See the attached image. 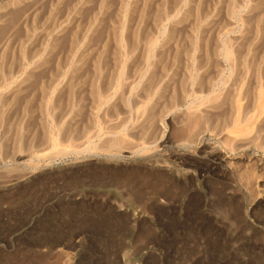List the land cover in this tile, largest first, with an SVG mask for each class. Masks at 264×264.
I'll list each match as a JSON object with an SVG mask.
<instances>
[{
	"label": "rangeland",
	"instance_id": "1",
	"mask_svg": "<svg viewBox=\"0 0 264 264\" xmlns=\"http://www.w3.org/2000/svg\"><path fill=\"white\" fill-rule=\"evenodd\" d=\"M263 180L264 0H0V264H264Z\"/></svg>",
	"mask_w": 264,
	"mask_h": 264
},
{
	"label": "bare ground",
	"instance_id": "2",
	"mask_svg": "<svg viewBox=\"0 0 264 264\" xmlns=\"http://www.w3.org/2000/svg\"><path fill=\"white\" fill-rule=\"evenodd\" d=\"M176 156L178 157L179 156V153L178 154H176ZM179 158V157H178ZM229 163V162H228ZM231 164V163H230ZM263 169V168H262ZM254 171V170H253ZM264 181V180H263ZM254 181H252V180H250L249 181V184H251V183H253ZM255 184V183H254ZM252 203V202H251ZM261 204V203H260Z\"/></svg>",
	"mask_w": 264,
	"mask_h": 264
}]
</instances>
